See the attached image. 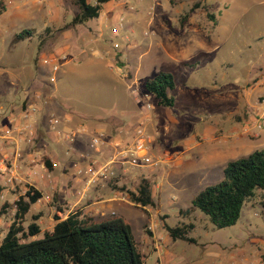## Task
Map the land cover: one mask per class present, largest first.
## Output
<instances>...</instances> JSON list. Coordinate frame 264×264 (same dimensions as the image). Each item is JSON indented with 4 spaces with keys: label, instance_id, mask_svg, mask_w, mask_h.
<instances>
[{
    "label": "rangeland",
    "instance_id": "rangeland-1",
    "mask_svg": "<svg viewBox=\"0 0 264 264\" xmlns=\"http://www.w3.org/2000/svg\"><path fill=\"white\" fill-rule=\"evenodd\" d=\"M0 1V69L4 70L0 74V124H4V134L8 135L1 141L2 162L10 165L14 159V111L22 115L30 107L28 99L39 103L48 97L45 59L56 57L61 65L56 96L68 111L88 122L124 111L127 99L122 92L132 82L129 95L136 97L141 116L146 115L151 151L161 155L162 160L156 167H131L126 174L109 180L110 191L126 197L128 202L129 193L122 187L135 190L143 176L153 180L155 206L144 210L134 204H114L116 213L130 221L139 247L149 254L146 264H264V189L257 188L245 202L237 223L225 228L215 227L192 204L200 190L223 179L229 161L264 147V112L257 109L264 104V93L260 95L264 89V0H112L104 5L98 18L80 25H68L79 11L71 0ZM111 10L116 14L123 11L128 23L136 20L134 31L126 26L113 32L104 20ZM28 11L30 15L44 13L30 16L27 21ZM189 11L185 27L177 29ZM160 25L174 27L172 30L179 35L181 47L172 60L164 58L160 49L147 51L142 43L144 38L151 39L154 26ZM192 25L210 37L206 47L189 48ZM26 28L31 29L32 36L18 39L17 34ZM127 34L137 39L124 40ZM103 45L112 56L108 63L78 59L83 51L90 53ZM62 55L73 58L68 72L59 60ZM161 70L174 75L176 88L171 94L176 98L175 106H160L145 89V80ZM214 87L226 95L242 92V108L226 113L217 129L221 134L233 126L253 123L256 133L243 130L248 134L243 137L245 145L222 138L205 139L193 148L198 144L197 140L191 141L193 134L204 130L205 120L217 115L218 107L221 111L236 107L231 96H227L225 109L210 100L202 101V93ZM132 114L128 113L131 120ZM260 122L262 128L257 127ZM152 125L156 127L150 130ZM183 149L188 151L182 153L181 161ZM18 185L0 199V209L6 206V212L0 214V242L15 221V195H25L24 186ZM54 214L66 217V212L61 214L45 199L35 203L22 226L27 231L28 225L36 222L41 231L27 240L43 238L56 222ZM34 215L40 216L39 223ZM183 223L195 225L189 235L196 243L174 240L165 228V224ZM218 253L217 258L210 257Z\"/></svg>",
    "mask_w": 264,
    "mask_h": 264
},
{
    "label": "crops",
    "instance_id": "crops-1",
    "mask_svg": "<svg viewBox=\"0 0 264 264\" xmlns=\"http://www.w3.org/2000/svg\"><path fill=\"white\" fill-rule=\"evenodd\" d=\"M21 1H23L24 3L28 0ZM20 6L21 5H18V7ZM113 12L114 10H111L106 13L104 19L107 25L113 30V32H118L120 28H126V26L130 29L132 28L131 30L134 31L133 24L136 22V20H132V22H134L133 24L128 23L125 20L126 18L124 19V14H122L123 11L119 12L118 14ZM39 13L44 12H34L30 15L28 11V13L26 14L27 17H25L26 19L24 20L28 21L30 19V16L32 18ZM47 13L48 17H50V13ZM149 21L150 23H153L151 19ZM185 24H181V26L176 28H180L181 30L185 27ZM173 28L174 27H168L166 25L154 26L155 30L152 38H148L147 41L145 38L143 39L142 34L140 38L143 39L142 43L146 47L145 49L149 52L152 49H156V51L157 49H160V52L164 54V58L172 60L173 55H176L179 52V47H181L179 35L177 33H174V30H172ZM169 31L171 32L169 33ZM114 36L118 37V35ZM131 39V36H128V34L124 38V40L127 41ZM208 41H210V37H208L202 31V29H200L199 26H193V31L190 34L189 48H204L206 47ZM106 46H100L102 47V49L94 48V50L90 53H88L87 51H83L79 54L78 59L80 61L86 62L97 61L98 63H108L112 56L109 51L104 50L107 49ZM62 50L63 48L59 51ZM118 54H120L121 56L122 52L120 51ZM70 57L68 58L66 55H62L59 58V60H62L61 64L62 66L64 65L67 72L72 68L71 65L73 63V58ZM117 65L119 66V68L121 67L119 63ZM45 70V72H47V68H45ZM3 73L4 70L0 69V74ZM132 80L133 79H131V81ZM57 82L58 74L55 83H50L49 81H47V77L45 74L44 83L49 86L50 89L48 97H46L45 100L39 103L31 101V98L28 99L29 106L33 104L38 105V109L34 114L36 127L35 135L28 137L25 133H21L24 118L20 112L14 111V138L17 142V145L15 144L16 142L14 143V158L18 150L22 152V156L18 161L19 175L23 178L22 181H28L29 185H33L36 189L42 192L43 196L41 199H45L46 203H49L52 206L56 205V207H58V210L61 207L64 211L59 212L61 214L66 212V216L69 212L77 208L81 209L82 217H91L95 220H100L105 217L117 214L118 212L114 208L115 203H123L125 206H127V203L129 205L134 203L130 201L129 203L126 197H120L111 192L110 189L112 185L110 184V180L108 178L101 177L95 184H93L91 187H88L87 180L89 174L85 173V171H81L80 168L84 170V168L87 167L92 158H100L102 161H105L106 159L111 157V155L117 149L118 143H121L122 141H132L138 134V130H143L144 132L148 133V125L145 122L146 115L141 116L142 112L137 104L136 97L134 96L133 98L132 95H129V89L130 87L132 88V85L134 84L130 82L127 89L122 92V96L127 99V106L124 111H120L117 114H112L111 116H107L106 118L88 122L82 117L78 116V114L66 109L62 100H60V97L56 96L55 94ZM29 86L30 85L26 87V92H28L27 90ZM261 91L262 92L260 93V95L264 93V89H261ZM227 96L233 97L236 103L235 109L230 111L225 109ZM201 99L202 101L206 99L210 100L214 104L222 105V109L225 110L221 111V107H218V111L216 112L217 115H213L212 118L205 120L204 130H202V132L196 131L193 134L194 139H192L191 141H198V144L196 143L193 148L201 145V143L205 139L216 140L222 138H224V140L226 138H232L235 142L241 145H245L243 137L247 136L248 134L245 135L243 130L246 132H251V134L252 132H257L252 123L250 125L245 124L241 127L233 126L232 128H229V130H226L221 134L218 133L219 130L217 129V126L223 124L225 114L242 108L243 99L241 91L238 93L226 95V93H222L219 88L214 87L213 91H204V93H202L201 95ZM257 109L264 112V104H260L259 108L257 107ZM128 113H133V120L128 118ZM55 115L63 116V123L61 125L63 131H82L76 138L73 147L70 146L69 141L64 140L62 137L58 136L56 132L53 131L50 124V118ZM141 123L143 124L141 125ZM155 127L156 126L152 125V127H150V130L154 129ZM4 132L5 126L2 123L0 124V141H2L1 135H3ZM95 133H105V139L99 146V149H97L92 143V135ZM226 133L231 137H224L227 136ZM197 136L200 137V140L196 139ZM251 138L252 140H255V137L251 136ZM191 141H189L188 143H190ZM188 147H191L190 149H193L192 146ZM187 151L188 149H183L180 153V157L182 156V153H186ZM32 155H37L38 162H31ZM1 159L2 156L0 154V161ZM47 160L50 161L52 165L51 167L47 164ZM182 160L183 158L181 157V161ZM130 170L131 168L129 169V171ZM33 205H31V208ZM40 219H38V223ZM54 224L55 223H53V225ZM52 228H50L49 230H51ZM218 256L219 253L216 255H210V257L213 259L217 258Z\"/></svg>",
    "mask_w": 264,
    "mask_h": 264
},
{
    "label": "trees",
    "instance_id": "trees-1",
    "mask_svg": "<svg viewBox=\"0 0 264 264\" xmlns=\"http://www.w3.org/2000/svg\"><path fill=\"white\" fill-rule=\"evenodd\" d=\"M79 11L68 25H77L98 18L104 5L112 0H71ZM2 2L0 1V9ZM193 7L190 11H193ZM190 11L180 20L184 25ZM32 36L29 28L17 34L18 39ZM120 56V54H118ZM176 88L175 78L170 71H159L154 77L145 80V89L151 93L160 106L172 107L176 98L171 94ZM51 167V163L47 160ZM153 180L143 176L135 190H127L129 198L138 207L146 210L155 206L152 191ZM257 188L264 189V147L228 162L224 177L215 184L206 186L192 199L193 207L206 214L217 228L233 226L241 216L245 202L255 194ZM3 186L0 184V194ZM42 192L29 186L25 195L18 201L15 221L0 242V264H146L149 254L143 251L134 236L132 225L121 215H111L100 220L82 217L81 209H74L65 218L54 214L55 224L44 237L28 241L41 231L33 222L25 231L22 223L31 205L42 198ZM27 198V199H26ZM6 206L0 214L6 212ZM60 212L64 210L60 207ZM39 215H34L35 221ZM193 223L165 228L174 240L196 243L190 236Z\"/></svg>",
    "mask_w": 264,
    "mask_h": 264
},
{
    "label": "built area",
    "instance_id": "built-area-1",
    "mask_svg": "<svg viewBox=\"0 0 264 264\" xmlns=\"http://www.w3.org/2000/svg\"><path fill=\"white\" fill-rule=\"evenodd\" d=\"M47 65L46 77L47 81L50 83H55L57 80V72L61 68L60 62L57 61L56 57L45 59L44 61ZM38 109V105L33 104L23 112L24 122L21 128V133H25L28 137L36 134L35 119L34 114ZM63 123V118L59 116H52L50 118V124L54 132L64 140L69 141L70 146L73 147L74 142L78 135L82 132L78 131H63L61 128ZM143 123H141L142 125ZM259 128L263 127V123L258 124ZM84 131V130H83ZM1 138L8 139V135L3 134ZM105 139V133H95L92 135L93 145L99 149V146L102 144ZM14 142L15 138H14ZM3 149V145L0 141V150ZM22 156L20 150L17 151L15 158L13 159L10 165H6L3 161L0 165V176L3 178L0 181V184L3 186V190L0 194V199L5 198L6 193L14 192L17 189L18 184H23L24 192L28 190L29 185L28 181H22V177L19 175V164L18 161ZM161 155H155L151 151L150 143L148 140V135L143 130H138V134L132 141L124 142L117 144V149L114 153L106 159L105 161L100 158H92L87 165V167L82 168L81 171L89 174L87 180V186L91 187L95 184L101 177L113 179L120 174H126L131 167L136 168H152L159 165L161 162ZM31 162H38L37 155L31 156ZM48 171V169H47ZM14 205L18 208V201L23 195H15Z\"/></svg>",
    "mask_w": 264,
    "mask_h": 264
}]
</instances>
